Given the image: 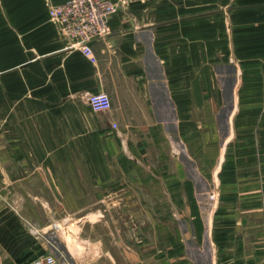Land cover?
Instances as JSON below:
<instances>
[{
  "label": "crops",
  "instance_id": "crops-1",
  "mask_svg": "<svg viewBox=\"0 0 264 264\" xmlns=\"http://www.w3.org/2000/svg\"><path fill=\"white\" fill-rule=\"evenodd\" d=\"M9 1L0 264H264V0L122 4L94 60Z\"/></svg>",
  "mask_w": 264,
  "mask_h": 264
},
{
  "label": "built area",
  "instance_id": "built-area-1",
  "mask_svg": "<svg viewBox=\"0 0 264 264\" xmlns=\"http://www.w3.org/2000/svg\"><path fill=\"white\" fill-rule=\"evenodd\" d=\"M145 0H67L53 5L50 18L61 24L64 35L72 44L94 60L91 42L111 32L110 21L122 4ZM92 110L101 112L111 108V97L106 92L87 94ZM30 264H58L56 257L47 253L32 260Z\"/></svg>",
  "mask_w": 264,
  "mask_h": 264
},
{
  "label": "rangeland",
  "instance_id": "rangeland-1",
  "mask_svg": "<svg viewBox=\"0 0 264 264\" xmlns=\"http://www.w3.org/2000/svg\"><path fill=\"white\" fill-rule=\"evenodd\" d=\"M14 5H15V3H11V1H9V0H0V14H4V12L6 11V10H8V9H12V8H16V7H14ZM56 5V4H55ZM53 8V7H52ZM2 22H3V25L5 26V24H6V22H5V20L3 19L2 20ZM9 145H11V143L9 144ZM9 150H14V145H12V146H7V148H3V151H4V153H6L7 151H9ZM27 151H30L29 149L27 150ZM210 197H214V193H211L210 194ZM149 219L148 218H139V222H140V226L141 227H146L148 224H149V221H148ZM83 224H84V222H78V224L76 223L75 225L77 226V225H80L81 227L83 226ZM95 230H97L98 232H100L99 231V227L98 226H96V228H94ZM72 230V229H71ZM143 235H144V233L143 234H141V236L143 237ZM204 264H209V260L207 259V261L205 260L204 262H203Z\"/></svg>",
  "mask_w": 264,
  "mask_h": 264
}]
</instances>
